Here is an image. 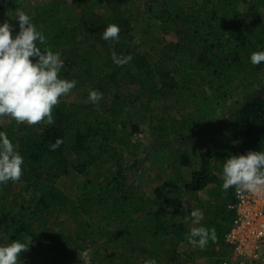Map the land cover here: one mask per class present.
Wrapping results in <instances>:
<instances>
[{
	"label": "trees",
	"instance_id": "trees-1",
	"mask_svg": "<svg viewBox=\"0 0 264 264\" xmlns=\"http://www.w3.org/2000/svg\"><path fill=\"white\" fill-rule=\"evenodd\" d=\"M133 2L42 0L29 15L46 37L45 44L37 46L42 52L45 47L60 52L64 62L60 77L77 81L69 93H79L85 103L71 101L69 93L61 97L53 108L52 125L14 119L3 125L0 118V131L24 157L20 179L0 184V245L13 240L29 243L20 256L22 264H45L48 256L58 264H71V260L82 264L84 236L92 238L96 233L108 235L105 246L115 249L141 242L148 260L157 264L194 261L198 252L190 250L187 239L192 228L189 203L194 199L202 204L199 193L209 186L215 196L224 161L231 155L264 151V95L249 98L244 105L234 102L232 110L228 106L241 86L240 76L252 79L264 71V62L250 61L253 52L264 50V0H149L145 2L149 20L130 9L135 3L128 7ZM21 7V0H0V23L10 14L16 17ZM110 24L119 26L118 38L104 40L102 34ZM11 25L19 31L17 19ZM165 33L174 34L176 40L167 41ZM144 40L163 47L161 60L150 61L140 54ZM114 54L131 59L117 64ZM92 90L103 94L96 104L88 99ZM176 93L194 110L188 113L185 108L183 118L159 117L158 125H152L153 144L144 156L151 155L154 163L161 161L159 153L164 154L166 177L143 201L134 195L131 181L138 177L139 166L131 157L141 147L133 138L141 131L142 112ZM142 97H147L146 103L134 109ZM224 109L230 111L225 122L229 128L215 142L206 135L217 120L222 122ZM57 139L62 142L52 150L50 145ZM176 141L200 147L197 156L174 151ZM104 162L113 166L112 174L102 175ZM186 167H193L189 175ZM71 174L84 179L83 195L75 200L57 185ZM233 201L218 203L214 197L208 211H202L215 247L228 249L224 237L233 214L227 207ZM101 208H110L113 227L105 233H87L89 226L76 216ZM71 225L72 235L65 232ZM41 238L52 241L39 243ZM166 239L173 244L167 257L163 254L159 260L158 247ZM180 246L187 247L189 259L181 258Z\"/></svg>",
	"mask_w": 264,
	"mask_h": 264
},
{
	"label": "clouds",
	"instance_id": "clouds-1",
	"mask_svg": "<svg viewBox=\"0 0 264 264\" xmlns=\"http://www.w3.org/2000/svg\"><path fill=\"white\" fill-rule=\"evenodd\" d=\"M16 19L19 23L18 32L7 20L0 23V117L11 116L17 123L27 122L29 125L42 121L52 125L54 106L76 86L77 81L60 77L64 68L60 52H53L47 47L42 52L37 46V43L45 44L46 37L31 22L29 14L17 10ZM119 31L118 25L110 24L105 28L102 38L116 39ZM113 59L115 63L123 64L131 57L121 59L114 54ZM250 61L254 65L264 62V50L253 52ZM102 96V93L92 90L88 99L96 104ZM61 142L57 139L50 148L55 150ZM23 164L24 157L7 133L0 131V184L9 180L18 181L22 176ZM222 178L224 190L236 186L237 190L260 192L264 189V151L231 155L224 161ZM191 217L193 225H200L203 213L195 209ZM211 236L215 239L214 229L211 230ZM208 237L209 229L204 226L192 227L187 235L190 244L201 248L208 243ZM28 248L29 243L20 240L0 245V264H22L20 256ZM145 264L157 262L150 259Z\"/></svg>",
	"mask_w": 264,
	"mask_h": 264
},
{
	"label": "rangeland",
	"instance_id": "rangeland-1",
	"mask_svg": "<svg viewBox=\"0 0 264 264\" xmlns=\"http://www.w3.org/2000/svg\"><path fill=\"white\" fill-rule=\"evenodd\" d=\"M22 1V7L19 10H22L29 15L32 13L33 8L42 0H21ZM149 0H134L132 4H129L128 7L130 8L133 12L138 11L140 14L144 15L145 20L150 19L149 16L146 15L145 9L146 5L145 2H148ZM101 12V11H100ZM102 13H104V9H102ZM12 14H10V19L7 20L10 24L11 21L16 19V17H12ZM9 16V15H8ZM151 24H153V20H151ZM150 33V32H149ZM164 37L167 41H175L176 37L174 34H164ZM139 38V37H138ZM139 40V39H138ZM141 44V49L140 54L148 56L150 61H158L161 60L163 57V47L159 45L158 43H154L153 41H140ZM249 76L243 75L240 76V81L237 83H240L241 86H239V90L236 91V94L230 100L228 103V106H230V110H232V104L236 102L237 106L239 105H244L247 103V100L249 98L255 97L256 95H264V71L259 72V74L252 78L248 79ZM180 93H176L175 95L169 94L166 99L163 97L160 98L157 102H153L151 104L150 110L148 111H143L142 116L143 120L137 118V120L141 124V131L138 135V137L133 138V142L136 144L140 145L141 147L138 146L139 150H136V156L131 157L132 159H135L136 161L139 162L138 168V177L132 179L131 181L134 182L135 186V193L134 195L142 198L143 201H146L148 198H150L153 194V190L158 187L166 177V174H162L163 167H166L165 163H162V156L164 154L159 153L160 159L155 161L153 163L151 155L144 156V151L146 150V153H150L149 146L153 144L152 142V133H151V127L152 125H158V118L159 117H165L168 119L171 118H176L177 116L180 117H186L183 111L185 108L188 109V113H192L194 110V105L191 104L189 106L188 104H185L182 99L179 98ZM79 93H69V99L71 101L77 102V103H85V100L80 98ZM147 97H142L140 101L136 104V107L134 109H141V106L143 103H146ZM87 102V101H86ZM235 105V107H237ZM134 110H132L133 112ZM186 112V113H187ZM222 115V112H220ZM232 113V112H231ZM230 116V111L229 109H224L223 115L220 116L222 117L221 120L222 122H217L213 125L211 130H209L208 134L206 137H209L213 139L215 142L222 140L221 137L222 135H226L228 126H226V121L228 120V117ZM141 117V116H140ZM2 124L7 125L8 123H11L13 118L11 116H2ZM223 123V125H221ZM154 127V126H153ZM218 128L219 134H216V131L214 129ZM218 137V138H217ZM213 141V142H214ZM176 146L174 147V151H181L182 153L193 157L197 156L198 150H200V147L197 145H193L190 142H178L176 141ZM137 148V149H138ZM177 153V152H176ZM151 157V158H150ZM163 164V165H162ZM198 164V160L192 159V165L193 167H196ZM193 167H186L184 168V171L186 172L187 175H189L193 169ZM102 169V175L105 173L107 174H112L113 173V166L111 167L110 165L106 164L105 162L101 166ZM83 182L84 179L80 178L76 174H71L66 177H62L57 185L59 187V190H61L64 195L70 199H77L82 197L83 195ZM223 184V178L220 176L218 178V182L215 185V193L213 196L211 191L213 190V186H209L206 190L202 191L199 193V199L201 200L202 204H200V201L196 200H191L189 204H191L192 211L195 209H199L201 212L203 210L208 211V208L213 201L215 197V202L216 200L218 203H226L234 200V189L236 186L230 187L228 190H224L222 187ZM213 187V188H212ZM187 201V199H185ZM110 208H101L98 210H95L92 212L90 215H85L83 213H80L76 216V218L82 222L84 225L89 226L88 227V232H93L98 230L99 233L101 232H109L110 226L113 227V222H112V215L111 211L109 210ZM191 216V215H190ZM204 213H203V221H204ZM69 220V219H68ZM114 221V220H113ZM192 221V220H191ZM200 222V226H204L208 229L206 222ZM191 223V227H194L195 225ZM69 224V222H68ZM198 226V225H196ZM74 227L68 226L65 229V232H72ZM73 232L70 234L72 235ZM108 235H102L100 236L98 233L96 235H92V238H88L87 236H84V240L86 242L85 250L83 251L82 258H81V263L82 264H145V261L148 260L149 258V253L145 252L143 245H140L141 242H136L133 244L131 248L124 249L122 246H120L118 249L114 248V245H110L109 247L105 246V241L107 240ZM51 239H43L41 238L39 240V243H49L51 242ZM173 241L171 239H166L160 242V246L158 247L160 256H158L159 260L163 259L162 255L165 254L167 257L168 251L170 247L172 246ZM190 250H195L198 252L197 258L194 261H188L185 262L184 264H228L229 259L227 257L229 250L226 247L222 246H217L215 247L213 244V240L208 237V243L203 247L199 246H193L189 247ZM178 253L181 255V258L184 259H189L188 258V253L189 251L187 250L186 246H180L178 248ZM215 253V254H214ZM51 256V255H50ZM96 258L95 262H93V258ZM164 257V258H165ZM109 260V261H108ZM177 260V257H176ZM71 260V264H79V262H75ZM45 264H58L57 262L53 261L49 256L47 257L46 261H44Z\"/></svg>",
	"mask_w": 264,
	"mask_h": 264
},
{
	"label": "built area",
	"instance_id": "built-area-1",
	"mask_svg": "<svg viewBox=\"0 0 264 264\" xmlns=\"http://www.w3.org/2000/svg\"><path fill=\"white\" fill-rule=\"evenodd\" d=\"M227 208L233 214L224 237L228 264H264V189L235 187L234 201Z\"/></svg>",
	"mask_w": 264,
	"mask_h": 264
}]
</instances>
